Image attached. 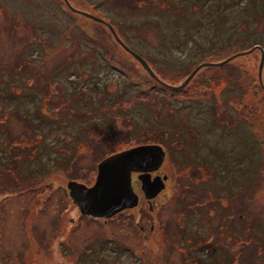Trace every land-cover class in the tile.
<instances>
[{"label": "rangeland", "instance_id": "374dc122", "mask_svg": "<svg viewBox=\"0 0 264 264\" xmlns=\"http://www.w3.org/2000/svg\"><path fill=\"white\" fill-rule=\"evenodd\" d=\"M69 1L109 21L169 83L178 84L203 61H217L254 44L264 48V0ZM259 60L260 51L251 50L222 65L203 66L184 87L171 89L153 80L114 41L106 24L70 10L64 0H0V225L8 235L0 264H22L26 243L31 259L41 264L58 260V250L48 248L58 240L53 219L58 211L66 217L80 215L66 183L76 178L92 184L101 156L93 154L90 141L95 132L88 124L92 113L81 121L73 107L67 119L64 107L89 99V74L96 72L101 82L109 83L106 88L127 93L129 102L140 97L146 101L128 105L136 118L133 132H126L123 124L105 128L96 135L94 147L105 153L140 143L161 144L165 154L157 172L166 175L165 186L154 198L153 213L141 219L147 229L152 224L156 235L148 240L143 232L137 240V230L129 225L117 228L85 217L88 225L83 223L75 234L82 245L70 251L71 263L264 264V90L258 80ZM22 64L27 71L18 69ZM262 75L264 81V65ZM32 83L28 91L41 92L43 112L62 125L58 129L45 123L44 137L57 143L60 132L73 133L70 141L79 134L85 137V143L75 144L70 163L61 162V155L56 162L58 153L32 134L39 127L32 126L35 116L27 120L25 110L33 103L22 97V88ZM48 101L58 103L57 118L45 110L52 108ZM137 183L135 190L144 199ZM20 189H26L24 196H16ZM5 195L9 213L1 201ZM145 210L148 204L142 201L136 211ZM34 220L40 224L33 225ZM107 239L132 249L98 250L106 247ZM39 242L46 249L34 250ZM88 244L93 245L90 251ZM215 250L218 258L212 255Z\"/></svg>", "mask_w": 264, "mask_h": 264}, {"label": "water", "instance_id": "95a60500", "mask_svg": "<svg viewBox=\"0 0 264 264\" xmlns=\"http://www.w3.org/2000/svg\"><path fill=\"white\" fill-rule=\"evenodd\" d=\"M65 2L71 10L106 24L118 43L135 58H137L145 70L154 79L165 86L182 88L188 83L201 66L221 65L238 54L249 52L258 48L261 52L258 65V79L264 89L262 80L264 48L260 44H254L247 50L239 51L218 61L201 62L190 71L182 82L178 84H171L160 78L151 68L147 60L123 41L110 22L106 21L101 16L73 6L69 0H65ZM164 154L165 150L163 146L156 142L141 143L111 153L103 157L97 163V173L95 181L92 184L87 185L74 179L68 180L67 187L69 194L82 213L95 216H110L118 210L126 207H132L137 204L138 194L132 186L131 172L140 171V174H138V178L141 181L140 188L150 201V198L154 197L165 186V174L163 176H151V171L158 169L160 166L164 158Z\"/></svg>", "mask_w": 264, "mask_h": 264}, {"label": "trees", "instance_id": "16d2710c", "mask_svg": "<svg viewBox=\"0 0 264 264\" xmlns=\"http://www.w3.org/2000/svg\"><path fill=\"white\" fill-rule=\"evenodd\" d=\"M115 42L120 47H122L117 41H115ZM77 44H79V43H77ZM96 50H97L96 47L92 48L93 52ZM24 64H22V67H19L18 69H24L25 70L26 66H23ZM26 71H27V67H26ZM115 71H117V70H115ZM74 73L76 74V72H74ZM119 73H121V75H124L123 72H119ZM89 75H91V76H89ZM89 75L88 76L90 78V91H91V95L88 97L89 99L84 98L83 102L81 100H79L78 103L76 104V106H71L70 104H67L64 107V110L66 112V115H65L66 118L70 119L68 114H69L70 110H72L73 107H76V111L78 113H81V114H77V116L79 117V119L81 121L83 120L84 115L86 113H87V117H86L87 120L89 118V114L92 113V118H91L90 122L88 120V124L94 127L95 132L92 135V137L90 138V141L93 144V154H95V152L96 153L100 152L101 156L99 158L101 159L104 156H106L107 154L113 153V152L121 149V147L118 149L104 153L100 148L98 149L97 147H94V143L98 140L96 135L98 136L100 130H105V128H108L109 130H112V128L116 129L119 126H121V128H122L121 124H123V126L125 127L126 132H133L134 128L136 126V118L130 116L129 111H128V105L129 106L135 105V102H136V104H143L146 100L143 99L142 97H140L137 100L135 98L134 101L129 102L125 96V95H127V93H125L123 90H121V89H112L111 90V89L106 88V86L109 83L101 82L99 80L100 76H99L98 72L90 73ZM23 81H24V79L22 80V82ZM32 85H33V83L22 88L23 89L22 97L25 100L27 98H29V100H31V102L33 103V107L31 109L25 110L26 111L25 117L27 118L28 121H30V119L35 116L34 119H32V122H33L32 126L35 125L36 127H39L36 129L37 131H35L33 133L30 130V133H32L35 136L40 135V139H38V140L39 141L44 140V146L49 151H52L53 153H55V152L58 153V160H56V162L59 163V155H61L62 156L60 159L61 162H63L64 164L70 163L71 162V155L75 153V152H73L75 144L78 141L85 143V137L83 135L79 134L78 136L75 137V139L73 141H70V136L73 133H71L67 136L66 135L62 136V134L60 132V135L58 136V141H60L59 143L55 142L52 139H49L48 136L44 137V133H48L47 129H44L45 123L47 126L50 125L52 128L58 127V129L60 127H62V125L59 123L57 125L56 120H54L53 117H49L45 113V111L43 112L44 105L41 103H38L39 97L42 95V93L37 92V91H32L30 93L28 90L32 87ZM46 91H47V94L50 93V89H47ZM102 92H104L103 97L100 96ZM141 92H142V90H141ZM18 94H20V93H18ZM55 96H56L55 94L50 95V97H53V98H55ZM77 98H81V97H77ZM88 100L90 103L89 105H87ZM128 102H129V104L124 105L125 103H128ZM48 104H51L49 106H52V108L48 109L45 107V110H48L50 113L53 112L54 114H56L55 117L57 118L58 117V103L53 102V101H48ZM112 110H114V115L110 114V112ZM14 111H16V109H14ZM89 111H90V113H89ZM117 111H120V112H117ZM170 113H171V106L169 105L167 118H166L167 122H168ZM118 119H121L120 122H117ZM77 121H75V122L77 123ZM171 121H176V120H171ZM41 123H42V125H41ZM168 125L170 127V130L168 128L166 131L167 136L169 135L168 140H167V149L171 150L172 144L170 141V133H171L172 128H171L170 122L168 123ZM58 131H60V130H58ZM92 133H93V131H92ZM45 135H48V134H45ZM249 151H250V149H249ZM52 248L53 247L50 246L49 249H52ZM54 248H56V247H54ZM212 255H214L218 258V254H217L216 250L212 253ZM230 255L232 257L231 253H230ZM255 256H256V253H255ZM254 257H253V259H254ZM89 258H90V260H92V257L89 256ZM62 259H64V257H62ZM253 259L251 261H253ZM87 260H88V258H87ZM58 262H61V261L57 260L56 262L50 263V264H58ZM65 264H68V262Z\"/></svg>", "mask_w": 264, "mask_h": 264}, {"label": "flooded vegetation", "instance_id": "af4514ba", "mask_svg": "<svg viewBox=\"0 0 264 264\" xmlns=\"http://www.w3.org/2000/svg\"><path fill=\"white\" fill-rule=\"evenodd\" d=\"M256 50V49H255ZM260 61V60H259ZM264 65V63H263ZM262 72H263V67H262ZM259 80V79H258ZM262 80H263V75H262ZM264 84V81H263ZM138 174L139 172L137 171H133L132 175H131V180H132V184L134 189H136V187H138ZM160 173L156 171H152L151 172V176H155V175H159ZM72 179H76V178H72ZM78 180V179H77ZM84 182V181H83ZM86 183V182H84ZM141 183V181H140ZM87 184V183H86ZM137 191V190H136ZM26 192V189H20L18 190V194L16 196H24V193ZM138 192V191H137ZM140 191L138 192V203L135 209L131 210L130 207L127 209H122L120 211H117L115 213H113L111 216L108 217H100V216H94V215H89L87 213H82L80 212V215H76L75 217L69 216L66 217L64 216V214L60 211H58V216H56L53 219V226H54V235H57L58 240L56 241V244L51 245L52 247H56V249L58 250V260H60L61 262H58V264H65L68 262V264H72L71 261L73 260V255L71 254L70 251H75L77 249H79V246L82 245V243H79V241H77L75 239V234L78 231V229L80 227H82L83 223L87 222H83V218H87L89 220H97V224L100 223H104L107 225L108 222H111V224H116V227H123L125 225H129L132 229H136L137 230V240L140 239L142 233L144 232V236L148 237V240L153 237L154 235H156L155 230L152 227V224L148 227V229L144 226V224L142 223L141 219L148 215V214H152L153 213V209L155 208V204H154V198H151L150 200H152V207H150L149 204V200L147 197H144V199H141L140 196ZM143 196H145V194H143ZM45 199V198H44ZM2 205L8 210L7 213H9V204H10V199L6 198L5 196H2ZM142 201H146L148 204V210L146 211H136L141 202ZM61 202V196L60 193H58V205ZM27 207V197L25 199V203L24 205L21 207L23 210H25ZM20 208V209H21ZM17 211V210H16ZM19 214H20V218L23 219L21 217V212L18 210ZM1 215H0V221H1ZM99 219H102V221H100ZM130 219H133V221H129ZM88 220V221H89ZM40 222L34 220L33 221V225H39ZM88 225V224H87ZM147 229V231H146ZM133 234L132 232H129V234ZM36 234V233H35ZM39 235V234H36ZM6 238H8L7 235V231H5L4 228H2V226L0 225V261L2 260V258L4 257L3 253H2V249L3 247V243H5ZM109 243V244H108ZM7 245V243H6ZM46 244L43 242H39L37 244V246L34 247V250L37 251H42L44 249H46ZM93 245L88 244V246L86 247V249L90 250L92 248ZM106 247H99L98 250H105L106 252H113L116 250H130L132 249L131 245H127V244H123L121 242H116V240H110L107 239V243L104 245ZM50 248V246L48 247ZM30 251L31 248L29 246V244L26 243V248L24 247L21 252L24 255V259L21 260L22 264H41L40 259H31L30 258ZM62 257H64V259H62ZM14 258V257H13ZM87 259V258H86ZM162 259H160L159 261H161Z\"/></svg>", "mask_w": 264, "mask_h": 264}]
</instances>
